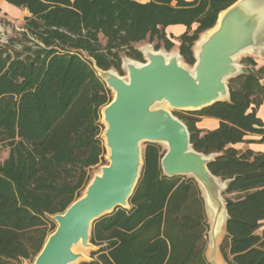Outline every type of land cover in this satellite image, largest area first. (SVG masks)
Here are the masks:
<instances>
[{
    "label": "trees",
    "instance_id": "trees-1",
    "mask_svg": "<svg viewBox=\"0 0 264 264\" xmlns=\"http://www.w3.org/2000/svg\"><path fill=\"white\" fill-rule=\"evenodd\" d=\"M5 1L29 11L22 26L28 42L13 52L0 44V141L9 147L0 161V264H23L43 249L50 217L82 196L89 170L103 160L101 112L113 97L95 65L123 75L124 56L144 61L136 44L171 50L166 28L181 24L179 52L193 66L196 42L237 0ZM259 77L241 73L229 79V100L173 112L193 148L214 155L210 171L228 180L219 245L228 264H264V152L234 147L252 141L250 134L264 142ZM203 117L218 119V128L200 129ZM165 153L145 142L130 208L94 221L90 242L98 249L81 264H212L203 192L194 177L164 174Z\"/></svg>",
    "mask_w": 264,
    "mask_h": 264
},
{
    "label": "water",
    "instance_id": "water-1",
    "mask_svg": "<svg viewBox=\"0 0 264 264\" xmlns=\"http://www.w3.org/2000/svg\"><path fill=\"white\" fill-rule=\"evenodd\" d=\"M217 23L205 32L192 68L183 65L180 52L167 61L165 51L154 54L149 49L146 62H123L127 78L95 65L100 78L115 91L102 109L110 162L93 177L83 196L53 216L57 227L33 264H73L85 257L75 251L77 245L97 247L90 242L92 225L118 207H129L143 166V142L166 144L161 160L165 175H191L198 182L212 216L210 261L217 264V239L227 220L222 193L228 180L210 171L214 155L195 150L187 125L164 107L200 110L229 100L228 79L242 72L236 57L246 50L264 51V0H237L220 12Z\"/></svg>",
    "mask_w": 264,
    "mask_h": 264
},
{
    "label": "rangeland",
    "instance_id": "rangeland-1",
    "mask_svg": "<svg viewBox=\"0 0 264 264\" xmlns=\"http://www.w3.org/2000/svg\"><path fill=\"white\" fill-rule=\"evenodd\" d=\"M24 24V19H19V18H16V19H7L5 16H3V14L0 12V44H3L4 46H7L8 49H10L12 52L14 50V47H16L17 49L21 48L24 44H26L28 41H27V38L23 35V29H22V26ZM174 43H175V46L173 47V49L171 50H166L163 46L158 49V50H162V51H165V52H179V40L178 38H175L173 39ZM155 45H156V42H152L150 43L148 40L146 41H143V42H140L138 44H136V47L142 52L143 54V57H144V61H139V60H135L133 58H130V57H127V56H124L123 57V62L125 60H128V59H132L136 62H140V63H144L146 62L147 60L145 59V55L142 51V49L144 47H147V46H151L153 49H155ZM156 50V49H155ZM194 51H195V46H194ZM255 54L254 51L253 52H250V53H243V54H240L236 57V62L241 66V69H242V72L244 71V68L242 67V61L249 58V56ZM181 62L183 63V65H185L186 67L188 68H192L193 66L185 63L183 61V59H181ZM122 68L124 70V74L121 75L122 77L124 78H127L128 76V73H127V70L123 67V64H122ZM112 70H115V69H112ZM240 73V74H241ZM238 75V74H237ZM237 75H234L233 77L231 78H234L236 77ZM230 79V78H229ZM229 79H228V82H229ZM107 85V84H106ZM108 87V86H107ZM109 88V87H108ZM111 91V96L114 98V95H115V91L112 90L111 88H109ZM164 107L166 109H168L169 111H171L172 113L174 111H181V110H178V109H173L171 107H169L168 105H164ZM101 124L103 125L102 127V132H101V139H102V142H103V145H104V148H105V154H104V157H103V160L96 166L92 167L90 170H89V173L93 179V177L96 175V174H99L101 172V167L103 165H107L109 164V158H108V155H109V149L106 145V139L104 137V132H105V129L107 127L106 123L104 122L103 120V112H101ZM162 146V149L164 151L167 150V147H166V144L164 143H158ZM142 147V152H143V149L145 148V142L142 143L141 145ZM9 154V147L7 146V143L6 142H2L0 141V161H3L4 159L7 158ZM188 177H192L191 175H186ZM203 192V191H202ZM85 191H83L82 193V196L84 195ZM204 196V195H203ZM130 208V205L129 207ZM206 211H207V216H208V219H209V224H210V228H209V232H208V236H207V242H208V247H207V256L210 260V252L212 250V239H211V235H210V231H211V224H212V216L210 214V212L208 211V209L206 208ZM51 218V222H49L44 230H46V233H47V238L49 235H51L54 230L52 229V226L53 224H55L57 226V222L55 221V219H53V216L50 217ZM264 228V227H263ZM261 228L259 230V232H261V230L263 229ZM224 235V234H223ZM223 235L220 237H218L217 239V246L219 248V245L222 241V238H223ZM98 247H89V248H86V247H83L82 245H77L75 247V251L77 252H82L85 257H82L80 258L79 260H77L75 263L73 264H81L82 262H85V261H91L92 260V256H91V252L94 251V250H97ZM220 259L222 260V257L220 256ZM25 263H29V264H33L34 263V260L31 259H28L26 261H24L23 264Z\"/></svg>",
    "mask_w": 264,
    "mask_h": 264
},
{
    "label": "crops",
    "instance_id": "crops-1",
    "mask_svg": "<svg viewBox=\"0 0 264 264\" xmlns=\"http://www.w3.org/2000/svg\"><path fill=\"white\" fill-rule=\"evenodd\" d=\"M142 2H146L148 0H139ZM187 1H193V0H187ZM0 12L5 16L7 19H16L21 18L24 19L25 16L29 15V11L27 9H23L20 7H16L5 0H0ZM195 27V26H194ZM186 30V27L181 24L177 25H170L166 28V32L168 35H173L175 38H178L184 31ZM253 52V51H252ZM255 54L249 56V58H252L254 60V64L251 63H243L242 67L244 68L243 73L245 74H253L255 76H260V83L264 87V51H254ZM257 117L261 119L264 125V96L262 103L257 108ZM220 124V121L213 117H203L198 123L197 126L200 129L203 130H214L218 128ZM264 128V126H263ZM248 140L252 141H246L237 143L234 145L237 149L241 151L246 150H253L254 152H264V142L260 141L261 136L250 134L246 137ZM220 256L222 257L219 248L215 253V261L217 264H228L224 258L222 257V260L220 259Z\"/></svg>",
    "mask_w": 264,
    "mask_h": 264
},
{
    "label": "bare ground",
    "instance_id": "bare-ground-1",
    "mask_svg": "<svg viewBox=\"0 0 264 264\" xmlns=\"http://www.w3.org/2000/svg\"><path fill=\"white\" fill-rule=\"evenodd\" d=\"M218 24H219V22L217 23V26H218ZM205 34H206V33H203V34L201 35L200 39L196 42V44H195V53H198L199 46H200L201 42L204 40V38H205ZM147 49L150 50L149 52L154 53V54L162 53V52H160V51H157V50L153 49L151 46H147L146 48L143 49V52H144L145 55L147 54ZM250 52H252V50H246V51H244V52H242V53H240V54H243V53H250ZM163 54H164V56H165V58H166L167 61L170 60V59H172V58L175 56V55H174V52H166V53H163ZM132 62H134V61H132V60H128V63H127V64H130V63H132ZM125 69L128 71V69H127V65H126V64H125ZM223 98H226V96H224ZM164 144H165V143H164ZM224 231H225V230H224V228H223V230H222V232H221V234H220V237L224 234Z\"/></svg>",
    "mask_w": 264,
    "mask_h": 264
}]
</instances>
